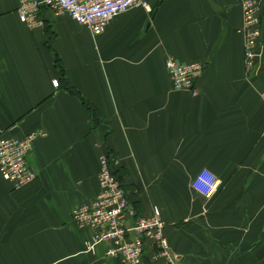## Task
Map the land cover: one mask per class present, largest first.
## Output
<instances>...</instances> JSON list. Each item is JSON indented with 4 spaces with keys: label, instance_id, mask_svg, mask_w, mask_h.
I'll use <instances>...</instances> for the list:
<instances>
[{
    "label": "crops",
    "instance_id": "obj_1",
    "mask_svg": "<svg viewBox=\"0 0 264 264\" xmlns=\"http://www.w3.org/2000/svg\"><path fill=\"white\" fill-rule=\"evenodd\" d=\"M241 1L150 0L92 35L46 10L29 28L17 0H0V133L45 132L31 182L0 175V264H120L106 243L85 252L91 231L71 221L98 193L102 153L135 215L158 208L178 264H264V47L247 78ZM167 57L205 65L196 94L171 87ZM202 168L219 179L205 204L191 186Z\"/></svg>",
    "mask_w": 264,
    "mask_h": 264
},
{
    "label": "built area",
    "instance_id": "obj_2",
    "mask_svg": "<svg viewBox=\"0 0 264 264\" xmlns=\"http://www.w3.org/2000/svg\"><path fill=\"white\" fill-rule=\"evenodd\" d=\"M19 19L29 28L44 23L41 12L65 14L74 22L88 28L92 35L101 34L109 20L134 6L151 11L150 0H17ZM159 3L162 0H153ZM258 0H242L241 13L243 34V66L247 78L253 77L258 68L264 47L261 39L262 13ZM205 65L199 61L165 59L173 89H188L196 94V83ZM58 80L54 78L53 84ZM264 100V91L260 93ZM42 130L27 132L21 137L0 133V175L12 184L22 187L31 182L34 170L27 163V155L36 137L44 135ZM99 158L97 174L98 193L94 198L71 210V221L80 229H89L91 235L84 239V251L95 254L97 247L108 244L105 255L117 257L120 264H178V258L169 247L164 234L165 224L156 206L148 215H135L128 200L127 190L119 174L114 171L115 160L107 153ZM219 179L207 168H202L191 180L195 193L206 200L217 190ZM153 253L147 255V250ZM162 260V263H161Z\"/></svg>",
    "mask_w": 264,
    "mask_h": 264
},
{
    "label": "trees",
    "instance_id": "obj_3",
    "mask_svg": "<svg viewBox=\"0 0 264 264\" xmlns=\"http://www.w3.org/2000/svg\"><path fill=\"white\" fill-rule=\"evenodd\" d=\"M59 61H60V59L57 57L56 60H55V62H56L55 64H57V66L60 69H62L61 66H60V64H59ZM66 87H67L68 91H70L71 93H73V94H75V95H77L78 97L81 98L82 104H84L87 107V109L89 110V112L91 113V116L90 117H91L92 121H95L96 120L95 117H94L95 116V111H94L93 106L87 100H85L83 98V96H81L79 94V92L73 90L71 87H69V85H66Z\"/></svg>",
    "mask_w": 264,
    "mask_h": 264
},
{
    "label": "rangeland",
    "instance_id": "obj_4",
    "mask_svg": "<svg viewBox=\"0 0 264 264\" xmlns=\"http://www.w3.org/2000/svg\"><path fill=\"white\" fill-rule=\"evenodd\" d=\"M45 22V21H44ZM43 22V23H44ZM44 25V24H43ZM203 198V197H202ZM203 201H204V204H205V202L207 201L205 198H203ZM205 209L203 208V211H204ZM161 263H162V260H161Z\"/></svg>",
    "mask_w": 264,
    "mask_h": 264
}]
</instances>
